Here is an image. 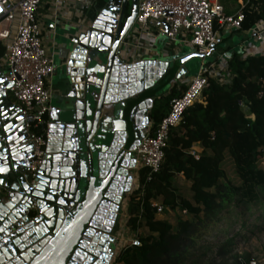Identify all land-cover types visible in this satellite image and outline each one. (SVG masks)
<instances>
[{"label": "water", "instance_id": "1", "mask_svg": "<svg viewBox=\"0 0 264 264\" xmlns=\"http://www.w3.org/2000/svg\"><path fill=\"white\" fill-rule=\"evenodd\" d=\"M131 3L126 16L129 0H108L66 43L64 99L52 110L35 177L32 117L10 99L13 82L0 64V264L111 263L155 87L168 69L180 80L203 57L189 48L164 54L160 44L155 54L125 58L121 42L139 0Z\"/></svg>", "mask_w": 264, "mask_h": 264}, {"label": "trees", "instance_id": "2", "mask_svg": "<svg viewBox=\"0 0 264 264\" xmlns=\"http://www.w3.org/2000/svg\"><path fill=\"white\" fill-rule=\"evenodd\" d=\"M244 3L242 26L247 30L264 18V0ZM225 11L233 14L226 6ZM130 12L128 7L126 16ZM216 29H220L217 20ZM4 53L5 45L0 43V58ZM229 67L231 82L209 79L203 102L189 107L182 123L171 129L161 170L151 179L147 168L140 170V185L129 196L127 219L135 241L118 251L115 264H204L211 247L202 248L198 239L220 220L221 211L232 202L250 209L264 201V55L242 59L234 52ZM182 92L174 88L155 100L151 132ZM195 144L202 147L198 156L191 152ZM179 174L191 181L192 199L175 186ZM157 199L162 200L163 212L177 214L176 224L159 217ZM233 245L230 237L220 254H228ZM249 261L245 257L236 264Z\"/></svg>", "mask_w": 264, "mask_h": 264}, {"label": "built area", "instance_id": "3", "mask_svg": "<svg viewBox=\"0 0 264 264\" xmlns=\"http://www.w3.org/2000/svg\"><path fill=\"white\" fill-rule=\"evenodd\" d=\"M43 0H0V43L5 45V53L0 64L7 69L8 81L13 85L9 92L13 94L21 113L32 117L30 137L34 144V159L30 170L36 176L43 164L48 147L49 112L51 110V91L47 79L56 71V63L49 53L42 36V25L38 19V10ZM241 7L233 14H227L220 0H139L138 12L132 27L121 42L122 55L135 57L139 50L154 49L159 34L154 32L156 23L165 21L169 24L166 32L168 43L180 40L189 48L204 57L209 55L217 43L219 30H243L246 15ZM62 0H54L55 11L62 8ZM169 13V14H167ZM119 17V16H118ZM216 20L220 29H216ZM88 25V18L79 24L81 30ZM255 39L244 48L241 58L251 55H264V18L248 29ZM227 54L220 55L215 61L199 70L189 81L187 88L175 96L170 104L168 114L163 117L156 129L145 132L136 149L138 169L147 168L148 178L159 172L166 157L170 131L178 127L185 111L196 102H203L204 90L209 79L220 83L231 82L233 75L229 67ZM191 152L198 156L195 147ZM158 212H163L161 203L154 202ZM246 264H259L256 259Z\"/></svg>", "mask_w": 264, "mask_h": 264}, {"label": "crops", "instance_id": "4", "mask_svg": "<svg viewBox=\"0 0 264 264\" xmlns=\"http://www.w3.org/2000/svg\"><path fill=\"white\" fill-rule=\"evenodd\" d=\"M108 0H62L63 5L62 8L58 11H55L54 0H43L40 8L38 10V19L42 25V36L44 39V43L49 51V53L53 56L56 63V71L52 76H49L47 79V86L51 91V101L50 107L51 110L49 112V120L52 113V110L57 108L63 103L64 93H65V81L63 80V75L60 71L59 67V58L65 50L66 43L71 41V39L78 33L79 24L84 19L88 18V25L91 23V19L101 10L105 3ZM129 0V6L130 7ZM132 7H130L131 11ZM154 32L159 34L157 46L154 49L150 50H139L136 54V58H141L144 54H155L156 49L160 43V37L162 36V31H165V25L163 21L156 23L153 28ZM234 33L241 34V38L236 40L233 38ZM249 30H234V29H225L219 30V35L217 39V43L214 45L211 53L207 56L203 57H194L190 60L191 64V72L189 74L184 75L180 80L176 79V74L173 75V70L168 69L161 80L157 83L156 87L160 92L156 93L154 96V102L158 97L167 96L171 94L172 90L175 88L177 93H181L183 90L187 88V81H189L194 75H196L201 68L208 65L209 63L215 61L220 55L227 54L231 56L234 52H237L239 55L242 54L244 47L250 40ZM168 43L164 41V45L162 46V50L164 54L167 53H177L181 50L188 49L189 46L180 40ZM190 49V48H189ZM170 50V51H169ZM172 74V76H171ZM168 79V80H166ZM162 89V90H161ZM153 90V89H151ZM10 99L13 101L15 105H18L15 97L11 92L8 91ZM153 102V105H154ZM152 109L149 110V115ZM153 126V120L150 118V124L146 127L144 132L151 131ZM195 149L198 152L202 151V147L200 144L194 145ZM177 176H182L179 174ZM176 176V177H177ZM175 177V178H176ZM185 178V177H184ZM191 183V181L189 180ZM140 185V169L137 167L134 169V179L131 191L125 194L122 201V211L119 214V224H120V232L118 234V243L116 245V249L111 260L110 264H115L116 257L118 251L129 244L130 242L135 241V232L132 231L127 225L128 219V205H129V196L131 192L138 188ZM161 199L155 200L157 203H161Z\"/></svg>", "mask_w": 264, "mask_h": 264}, {"label": "rangeland", "instance_id": "5", "mask_svg": "<svg viewBox=\"0 0 264 264\" xmlns=\"http://www.w3.org/2000/svg\"><path fill=\"white\" fill-rule=\"evenodd\" d=\"M240 1L220 0L232 13L239 10ZM130 7H132L131 1ZM241 34L234 33L232 36L234 39L239 40ZM247 39V41L250 40L254 44L256 43L251 35L250 39ZM166 40L168 39H164L165 42ZM164 41H160L159 45L163 46ZM174 184L182 195L192 199L191 183L189 180L182 176H177L174 179ZM183 214L187 217L186 212ZM159 217L169 219L174 224L177 223V214L174 211H164L159 214ZM220 217V220L211 223L205 229L203 236L198 239V244L202 248L211 247V250L203 257L202 263L236 264L237 260L248 257L250 260L256 259L259 264H264V201L253 204L250 209L247 206L232 202L229 207L221 211ZM230 237H234L232 250L226 255H221V245Z\"/></svg>", "mask_w": 264, "mask_h": 264}]
</instances>
